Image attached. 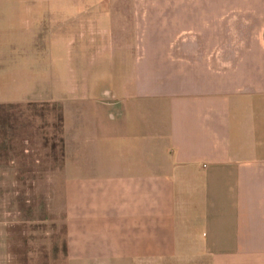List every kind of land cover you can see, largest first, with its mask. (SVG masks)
<instances>
[{"label": "crops", "instance_id": "obj_1", "mask_svg": "<svg viewBox=\"0 0 264 264\" xmlns=\"http://www.w3.org/2000/svg\"><path fill=\"white\" fill-rule=\"evenodd\" d=\"M173 6V35L112 38V57L131 66L113 72L131 77L97 85L105 116L77 111L75 135L92 147L73 163L61 106L70 224L45 264H264V0ZM77 33L95 42L90 24ZM84 119L99 128L90 141ZM10 246L0 225V264H25Z\"/></svg>", "mask_w": 264, "mask_h": 264}, {"label": "rangeland", "instance_id": "obj_2", "mask_svg": "<svg viewBox=\"0 0 264 264\" xmlns=\"http://www.w3.org/2000/svg\"><path fill=\"white\" fill-rule=\"evenodd\" d=\"M139 1L0 0V225L9 232L10 250L25 264L62 256L59 247L70 224L59 169L63 135L54 119L58 106L62 111L66 105L72 150L68 161L73 163L77 146L92 147L76 137L74 116L79 111L105 116L107 109L94 98L95 88L99 84L102 89L109 80L119 87L131 77L129 72H113L131 66L129 59L125 64L112 57L111 46L118 45L112 38L117 36L120 43L139 34L167 37L179 28L171 18L173 3L181 0ZM118 3L136 6L113 8ZM83 23L85 29L94 27V43L88 33L79 37L77 27ZM140 60L134 57L132 62ZM147 60L150 65L168 61ZM37 96L47 100L33 102ZM83 122L90 141L99 128Z\"/></svg>", "mask_w": 264, "mask_h": 264}, {"label": "trees", "instance_id": "obj_3", "mask_svg": "<svg viewBox=\"0 0 264 264\" xmlns=\"http://www.w3.org/2000/svg\"><path fill=\"white\" fill-rule=\"evenodd\" d=\"M54 119L57 118V120L59 121V131L61 134V127H62V111L60 110V107L58 106V110L54 113ZM61 136V135H60Z\"/></svg>", "mask_w": 264, "mask_h": 264}]
</instances>
